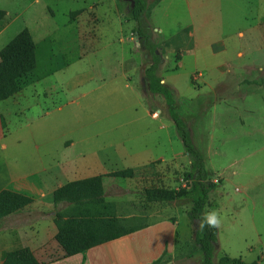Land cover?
Instances as JSON below:
<instances>
[{"label":"crops","instance_id":"1","mask_svg":"<svg viewBox=\"0 0 264 264\" xmlns=\"http://www.w3.org/2000/svg\"><path fill=\"white\" fill-rule=\"evenodd\" d=\"M180 1L185 3L192 19L191 24L184 27V29L190 28L192 38H194L196 29L199 28L201 20L205 18L206 10H201L198 7L199 18L197 20L192 8L194 3H189V0ZM166 2L167 0H161L151 11L150 26L153 29V38L154 32L163 34V29L160 27V23L155 21V16L161 15L164 18L167 16L173 3ZM248 3H251L249 7L255 14L254 18L251 17L252 23L249 33L245 34L240 30L235 33L242 39L247 37L246 46L248 51L247 53L239 51L236 56L241 58V60H238L237 67L242 66V63L252 66L250 69L252 74L248 76H254L253 73L256 71L264 72V0H251ZM94 4L82 3L76 10L69 13V20H65V26L70 24L74 26L71 31V44L75 49L82 51L78 58L79 61L86 59L90 47L93 45L91 35L95 32V27H92L94 23L92 22L91 26H87L90 21H85L87 8H93L94 10ZM220 6H224V3H211L210 5L214 9ZM100 9L101 6L97 10L99 23L95 24L106 26L102 30L107 26L114 28V38L125 44L124 21L112 15H107L108 13L101 14ZM214 9L209 14L213 20H216L217 15ZM76 12L79 13L76 14ZM64 15L67 16L65 13ZM116 23L120 24L121 30L117 29L116 31ZM7 30L6 27L0 33V39H2V43H5L4 46L15 37L6 42L7 38L5 40L3 38L6 37ZM258 43H260L259 46H257ZM4 46H0V51ZM202 47L195 39L193 49L187 53L194 58L195 65L196 61L200 59ZM224 52H226L225 45L220 41L215 43L212 51H204L211 58L221 56L220 53ZM187 54L183 55L181 63L188 56ZM224 64L229 65L225 62L212 65L209 68L208 71L212 72V78L206 79L202 88H200L199 95L190 100L187 107L188 112L193 115L197 114L200 117L204 113L207 114L213 104L215 112L222 119H230L236 112L252 113L251 109L244 106L249 101L247 94L241 93L239 97L237 95L234 97L230 95L229 89L234 87L240 89L247 86V82L249 84L254 82L264 93V84H261L260 81L257 82V75L254 76L253 81L242 78L236 80V76L224 80L219 79L215 71L224 68V66H221ZM62 69L74 70L75 76L69 78V81L65 76L67 79L61 80V82L56 79V72L42 75V73H37L36 68L32 80L28 81L14 96L0 102V193L10 190L32 200L20 212L0 220V264H4V253L21 249H30L37 260L44 264H153L165 252L173 257L180 226L179 220L174 222L173 218L156 220L138 226V230L129 235L68 258H61V249L57 251L59 254L51 253L52 247L57 244L58 230L55 224L57 211H55L56 203L54 200V192L57 189L72 182L103 177L106 199L108 202L113 203L114 201L109 196L110 174L127 169L134 170L135 176L133 178H119L126 181L127 185L124 190L129 192L136 185L141 184L139 177L141 170L145 172L149 169L150 172L148 173L154 175L156 172L155 164L158 162L165 164L167 168L172 164L179 163V161L183 163L188 160L185 153L178 154L174 151L175 134L172 132L171 127H166L163 124L158 126L157 123L159 121L162 123V118H164L162 112L159 109L150 111L137 84L129 80L130 73L134 72L135 69L134 65L127 64L126 59L117 67L105 70V73L107 72L110 75L105 78V80L109 79V83L104 85L102 89H98L101 93L95 99L102 104L109 105V108L105 110L106 113H104L107 116L102 118L101 121L116 120L114 124L117 125L121 121H129L131 125L142 121L143 126L140 129L135 128V130L133 128L121 130L106 125L107 128L102 131L105 138L97 144H90L88 138H86L88 135L81 131L80 138L77 136L79 130L88 124H79L78 122V125L81 126L79 130H73L72 128L62 132L61 123L63 122L57 119L58 113L63 109L62 96L64 95L65 102L67 101L74 108L81 106L83 99L86 100L88 105L91 93L85 91L89 85L87 83H91L97 77L102 76V73L96 74L94 68L85 70L74 63L68 65V68L63 67ZM236 71H242V68L239 67ZM88 73L90 75H87ZM74 80L78 84L70 85ZM162 83L165 82L162 81ZM165 84L168 85V83ZM84 85L86 86L83 87ZM169 86L173 87L177 93L179 92L175 86ZM211 97H213L212 101L210 100ZM90 100V107H92L94 98ZM224 115L227 116L224 117ZM154 124H157L158 128ZM66 125L68 124L66 123ZM123 125L121 124L122 127ZM123 129L125 128L123 127ZM262 132H264L263 127ZM221 134L220 130L214 132V135L221 136ZM242 136L245 140L251 138L246 132H243ZM82 137L84 138L81 139ZM216 137L213 138L211 135L208 140L210 145L218 142V140L214 141ZM200 141H202L201 138ZM226 141V139L222 140L221 144L225 145ZM196 147L204 156L209 174L212 173L215 178V175H217L223 182L226 181L224 170L230 168L232 164L223 167L215 163L211 164L208 161V156L204 155L201 148ZM221 149L220 145L208 147L207 153H209V157L214 155L213 161L217 162L223 155L218 154L216 151ZM159 168L161 169V167ZM157 187L161 186L157 185L155 188ZM124 201L122 204H124ZM115 212L121 219L133 218L123 215L122 211L115 210ZM254 216L255 210L252 213V219H254ZM232 223L237 224L235 221H232ZM251 228L258 237L257 247L249 248L248 240L245 239L246 250L238 252V257H242L249 263L256 262L261 257V261L264 263L263 231L255 223ZM220 231L221 227H219V233ZM220 245L221 241L219 239V247Z\"/></svg>","mask_w":264,"mask_h":264},{"label":"rangeland","instance_id":"2","mask_svg":"<svg viewBox=\"0 0 264 264\" xmlns=\"http://www.w3.org/2000/svg\"><path fill=\"white\" fill-rule=\"evenodd\" d=\"M160 1L148 0L150 14ZM250 1L189 0V3H194L192 8L197 20L199 18L198 7L201 10H206L205 18L201 20L199 28L196 29L194 38H192L191 30L183 32L185 30L184 27L189 26L192 22L183 1L167 0L166 3H173L167 16L165 18L161 15L155 16V21L160 23V27L163 29V34L154 32V39L159 44L158 52L161 55L159 74L165 83L173 85L179 90L178 93L176 92L178 113L189 124L193 142L201 148L204 155L208 156V161L211 164L215 163L222 167L232 164L230 168L224 170L226 179L224 182L219 176L215 175V178L210 172V177L218 184V188L210 194L207 210L218 211L221 218L219 239L222 246H218L219 250L215 255V261L225 253L230 257L237 258L238 252L246 250L245 239L248 240L249 248H256L258 237L251 228L254 223L258 224L261 231H263L264 245V132H262V127L264 128V93L254 82L250 84L247 82L248 85H242L243 87L240 89L236 87L229 89L230 95L234 97L236 95L239 97L241 93L247 94L249 101L244 106L252 110V113L236 112L230 119H222L215 112L213 104L209 112L207 114L204 113L200 117L197 114L193 115L188 112L187 107L190 100L199 95L203 82L212 78V72L208 71L212 65L229 63V65H221L224 68L215 71L219 79L224 80L235 78L236 76V80L242 78L253 81L255 79L254 76L257 75V82L260 81L261 84H264V72L256 71L253 73L255 74L254 76H248L252 74L250 71L252 66L242 63V66H239L242 71H236L239 68L237 67L238 60H241L236 54L239 51L247 53L248 47L246 44L248 41L247 37L242 39L235 33L239 30L245 34L249 33L252 23L251 17L253 16L254 18L255 16L249 7L251 3L248 2ZM82 3H95L94 10L93 8H87L85 21H90L87 26H91L92 22L94 23L92 27H95V32L91 35L93 37V45L90 47L86 59L79 61L78 58L82 51L75 49L71 44V31L74 26L72 24L65 26V20H69V13L76 10ZM211 3H224V6L214 9L211 8L212 6L210 7ZM100 6L101 14L108 13L107 15H112L124 21L125 44L114 38V28L107 26V28L102 30L106 26L95 24L99 23L97 10ZM124 9L126 10L119 0H0V10L5 12V17L0 21V33L6 27L8 28L5 34L6 37L3 38L4 40L7 38L6 42H8L20 31L28 29L37 47L38 66L36 71L38 74L48 75L56 72V79L61 81L68 78L69 81V78L75 76L74 70L68 71L71 68L66 70L62 68H68V65L73 63L85 70L94 68L96 74L102 73L101 77H97L91 83H87L89 85L85 89V91L91 93L89 95L90 99L94 98L92 107H90V99L88 105L86 100L83 99L81 106L74 108L67 101L65 102V97L64 95L62 96L63 109L57 116V119L63 122L61 123L62 132L72 128L73 130H79L81 126L78 125V122L79 124H88L79 130L77 136L80 138L81 131L88 135L86 138H88L90 144H97L105 138V135H102V131L107 128L106 125L110 128L115 127L121 130L130 128L135 130V128L140 129L143 126L142 121L133 125L129 124V121H121L119 125L114 124L116 120H111L110 122L108 120L101 121L102 118H106L107 115L104 113H106L105 110L109 108V105L102 104L95 99L101 93L98 89H102L104 85L109 83V79L105 80V78L110 75L107 72L105 73V70L117 67L118 64L126 59L127 64L134 65L135 69L134 72L130 73L129 80L137 84L150 111L159 109L162 112L161 114H163L162 117L164 118H162V123L160 121L157 123L158 126L163 124L166 127H171L172 132L175 134L174 151L178 152V154L184 153L183 142L179 138L176 126L168 114V106L165 99L149 91L144 72L152 64L151 57L142 50L140 41L134 33L136 22L123 14ZM212 9L217 15L216 20L210 17L209 12ZM78 13L76 12V14ZM119 25L118 23L115 24L116 31L117 29L121 30ZM119 37L121 38V36ZM195 39L200 46H203L200 50L202 52L200 53V59L197 60L199 63L196 61V65L194 58L187 54L193 49ZM219 41L224 43L226 52L220 53L221 56L213 58L204 53V51H212L215 43ZM2 42V39H0V46H4L5 43ZM259 45L260 43L257 44V46ZM101 48L103 49L101 50ZM186 54L188 56L181 63L183 55ZM178 55L181 56L180 60L177 58ZM177 67H179L178 70H176ZM87 75H90V73ZM76 84L78 82L74 80L70 85ZM57 99L59 100V98ZM210 100L212 101L213 97ZM121 124H124L123 127L125 129H123ZM157 124H154L156 128H158ZM146 125L148 124L146 123ZM219 130L222 132L221 136L214 135V132ZM243 132H246L251 138L245 140L242 136ZM209 133L212 134L209 135ZM211 135L213 138L217 136L214 141L218 140L212 145L208 141ZM200 138L202 141H200ZM225 139L227 140L225 145L221 144L222 140ZM216 145H220V148H222L216 152L223 155L217 162L213 161L214 155L209 157V153H207L208 147H216ZM214 149L217 150L216 148ZM155 165L157 174L155 172L154 175H150L148 170L145 171L146 173L141 170L139 172L141 184L136 185L129 192L124 190L127 185L125 180L111 177L109 196L114 201L115 210L122 211L121 213L125 216L133 217L132 219H124L126 227L144 225L165 218H173L174 222L179 220L178 240L182 242L189 241L194 237L196 227L187 215L191 206L185 201L149 204L144 201L142 193L145 189L155 188L157 185L178 190L179 179L188 171L190 161L189 159L183 163L179 161V163L172 164L167 168L161 162ZM123 201L124 204H122ZM62 209L63 204L55 205L57 213ZM254 210L255 216L252 219ZM232 221L237 224L232 223ZM240 235L242 236L240 237ZM58 250L60 248L56 244V246L52 247L51 253L59 254ZM170 264H202V254L198 253L188 261L172 262Z\"/></svg>","mask_w":264,"mask_h":264},{"label":"trees","instance_id":"3","mask_svg":"<svg viewBox=\"0 0 264 264\" xmlns=\"http://www.w3.org/2000/svg\"><path fill=\"white\" fill-rule=\"evenodd\" d=\"M126 8L123 14L136 22L134 33L139 38L142 50L151 57L152 64L144 72L149 91L162 96L168 106V114L174 122L177 134L184 146V153L190 161V167L185 173L186 180L191 182V188L173 189L165 186L145 189L143 199L149 204H167L185 201L191 208L188 217L195 227L194 237L182 242L176 240L175 253L170 257L166 252L153 264H169L184 262L193 256L202 254V264H264L261 257L256 262L249 263L242 257L233 258L226 254L215 261L219 248V227H199V218L208 207L209 197L218 188L206 168L203 154L193 142L189 124L178 113L176 90L162 83L160 72L161 55L159 44L153 38L150 26L148 0H119ZM5 12L0 10V21ZM186 28L183 32H189ZM178 60L181 56L178 55ZM37 68V47L28 31L24 29L17 34L0 51V102L14 96L21 88L33 79ZM179 67L176 68L178 70ZM152 111V110H151ZM153 169V168H152ZM149 170V169H148ZM150 172V171H149ZM132 169L114 172L109 177L133 178ZM56 205L63 204L55 218L58 230L56 241L61 249V258L85 253L102 244L119 239L138 230V226L126 227L125 220L116 215L113 203L107 201L104 191V178L95 177L66 184L54 192ZM32 200L21 194L6 190L0 193V220L16 214L28 206ZM58 259V257H57ZM4 264H44L40 263L30 249H21L3 254Z\"/></svg>","mask_w":264,"mask_h":264},{"label":"clouds","instance_id":"4","mask_svg":"<svg viewBox=\"0 0 264 264\" xmlns=\"http://www.w3.org/2000/svg\"><path fill=\"white\" fill-rule=\"evenodd\" d=\"M221 225V218L216 210L208 211L205 208L203 215L199 218V227L203 230L206 226L218 228Z\"/></svg>","mask_w":264,"mask_h":264},{"label":"built area","instance_id":"5","mask_svg":"<svg viewBox=\"0 0 264 264\" xmlns=\"http://www.w3.org/2000/svg\"><path fill=\"white\" fill-rule=\"evenodd\" d=\"M179 183V189H190L191 188V182L189 180H186L184 176H182Z\"/></svg>","mask_w":264,"mask_h":264},{"label":"water","instance_id":"6","mask_svg":"<svg viewBox=\"0 0 264 264\" xmlns=\"http://www.w3.org/2000/svg\"><path fill=\"white\" fill-rule=\"evenodd\" d=\"M124 1H126V2H132V6L134 7V2H133V0H124Z\"/></svg>","mask_w":264,"mask_h":264}]
</instances>
